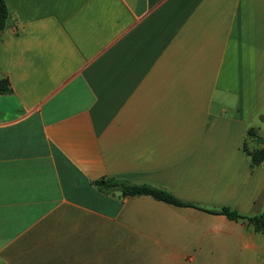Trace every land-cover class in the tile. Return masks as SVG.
Listing matches in <instances>:
<instances>
[{
	"label": "crops",
	"instance_id": "obj_1",
	"mask_svg": "<svg viewBox=\"0 0 264 264\" xmlns=\"http://www.w3.org/2000/svg\"><path fill=\"white\" fill-rule=\"evenodd\" d=\"M5 2L0 264H264V0Z\"/></svg>",
	"mask_w": 264,
	"mask_h": 264
},
{
	"label": "trees",
	"instance_id": "obj_2",
	"mask_svg": "<svg viewBox=\"0 0 264 264\" xmlns=\"http://www.w3.org/2000/svg\"><path fill=\"white\" fill-rule=\"evenodd\" d=\"M8 15L7 5L5 0H0V31L5 27V21ZM13 88L11 86L8 77H0V93L10 94ZM249 135L256 137L257 134L255 130L250 129L248 131ZM248 154L251 156L252 164L258 165L264 160V147L257 148L255 150H248ZM93 183L103 192L111 193L113 191H120L123 196H136V195H149L158 200L168 202L177 206H190L191 204L185 203L178 198H176L170 192L153 186L150 184H137L132 183L127 180L117 179V178H107L102 177L100 179L94 180ZM211 213L224 214L232 219H243L247 220L250 224H253L255 228L261 231L264 235V213L254 216H244L239 214L235 210H231L229 207H224L220 210H208Z\"/></svg>",
	"mask_w": 264,
	"mask_h": 264
},
{
	"label": "water",
	"instance_id": "obj_3",
	"mask_svg": "<svg viewBox=\"0 0 264 264\" xmlns=\"http://www.w3.org/2000/svg\"><path fill=\"white\" fill-rule=\"evenodd\" d=\"M257 141L264 145V138L263 137H257Z\"/></svg>",
	"mask_w": 264,
	"mask_h": 264
}]
</instances>
